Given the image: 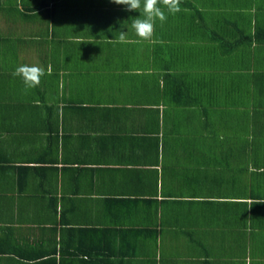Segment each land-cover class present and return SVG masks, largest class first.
I'll return each instance as SVG.
<instances>
[{
  "label": "crops",
  "instance_id": "crops-1",
  "mask_svg": "<svg viewBox=\"0 0 264 264\" xmlns=\"http://www.w3.org/2000/svg\"><path fill=\"white\" fill-rule=\"evenodd\" d=\"M14 1L0 0V264H264V184L233 158L244 112L242 134L264 144V99L210 123L200 105L209 75L213 97L226 77L232 96L264 89V0H181L152 41L111 0ZM15 8L32 43L9 37ZM218 27L222 74L202 64ZM24 64L45 70L35 89L12 75ZM184 90L198 106L179 105Z\"/></svg>",
  "mask_w": 264,
  "mask_h": 264
},
{
  "label": "trees",
  "instance_id": "trees-1",
  "mask_svg": "<svg viewBox=\"0 0 264 264\" xmlns=\"http://www.w3.org/2000/svg\"><path fill=\"white\" fill-rule=\"evenodd\" d=\"M105 4H110V1H106L104 0ZM57 9V8H56ZM119 11H123L125 10V6L119 5ZM53 12V11H52ZM133 13V17H137L139 16L138 12H132ZM169 17H174V15H168ZM225 28L224 27H218L217 29H213L209 34H208V41L210 43H216L220 45V48L215 50V54L214 56L217 58L219 57L221 59V57H224V59L219 63V66L221 68V74L225 73V72H231L229 70V68L231 67V63L228 66V62L231 59V49H227L228 45L230 44L229 42V34H230V30L224 31ZM245 34V33H244ZM262 37H264V28L260 27V29L258 31H256L255 36H254V40L256 42H259L260 39H262ZM259 44H264V43H259ZM222 46L225 45L226 49H222ZM204 65V67L209 71L212 69L213 64L210 63V66L208 65L209 63H202ZM171 65V64H169ZM249 66V64L245 67V69H247ZM251 67V66H250ZM221 76V75H220ZM223 76H221L222 79ZM227 78V77H226ZM226 78L225 80H222V89H223V94L221 95H217V96H208L206 99L205 98H200V105L202 107V111L207 112L208 118H209V123L210 120L212 119L211 114L209 111L213 112V116L221 113L218 116H224L225 114H222V111H217L214 109H219V108H227L229 106H244L247 105L248 103H252L255 105H263L262 100L264 99V89L262 85H257L261 90H257L255 89L253 92L250 93L249 98L247 99L246 96L242 95L243 94V90L241 88H236L235 90L239 91V95H234L232 96L231 93L228 92V90L225 88V83H226ZM216 80H219L216 77L213 78V82L216 83ZM176 80H173L172 82L174 83ZM205 81H202V83H205ZM221 84V81H219L217 83V85ZM193 92L191 90H184L181 92V94L179 95L178 98V102L179 105H183V106H193L195 104V106L197 104L196 101V97L192 94ZM220 106V107H219ZM244 117L239 116L238 117V122L241 123L239 124V147L238 150L236 151V154L234 153L233 158L236 157L237 160V165H239V170L241 171V173H244L242 175H247V173L249 174V170L252 169V166L255 168L257 176L260 183L264 184V158H259L258 157V153L260 152L261 149V145L264 146V144H262L260 142V140L256 139L255 137L252 138V140L250 141V143H248L246 135L242 134V133H247V130H249L248 126L246 125V119H245V124L243 123V120L246 116V113H243ZM222 122L223 125L225 126H229V124L235 126L238 125V123L233 122V121H229L228 119L222 117ZM226 128V127H225ZM236 129V128H235ZM234 129V130H235ZM232 154V152L230 153ZM228 161V160H227ZM54 162V161H52ZM55 163V162H54ZM227 163H230V161H228ZM231 164V163H230ZM241 243L243 242L242 238L240 237ZM245 249V248H243Z\"/></svg>",
  "mask_w": 264,
  "mask_h": 264
},
{
  "label": "clouds",
  "instance_id": "clouds-1",
  "mask_svg": "<svg viewBox=\"0 0 264 264\" xmlns=\"http://www.w3.org/2000/svg\"><path fill=\"white\" fill-rule=\"evenodd\" d=\"M111 2L125 6L128 12L139 13V16L131 18L130 29L140 41H152L156 22L163 23L169 14L175 15L182 11L181 0H111ZM115 39L121 43L126 42L127 32L119 31ZM12 75L21 78L25 91H27L40 85L45 70L36 64H24L17 66Z\"/></svg>",
  "mask_w": 264,
  "mask_h": 264
},
{
  "label": "rangeland",
  "instance_id": "rangeland-1",
  "mask_svg": "<svg viewBox=\"0 0 264 264\" xmlns=\"http://www.w3.org/2000/svg\"><path fill=\"white\" fill-rule=\"evenodd\" d=\"M48 1V2H47ZM53 0H44V2H46L47 4L49 3L50 4V2H52ZM57 1H59V2H61V3H63L64 5H67V4H69V3H75V4H77L78 6H81L82 5V3H86L87 2V0H57ZM15 1L14 0H11V4H13ZM50 7V6H49ZM19 8L21 9V6H19ZM19 8H15V10L14 11H12L11 12V34L12 33H15V34H13V35H9V37L11 38V39H13V42L14 43H32V42H29L30 40H28L27 42H25V41H23V38H22V36H26L27 37V35H26V33H23V31H25L26 30V28H27V26H28V24L25 22V19L23 18V17H21L20 16V9ZM225 7H222V9L221 10H219V8H218V12H221L223 9H224ZM19 9V10H18ZM61 17V16H60ZM62 18V17H61ZM38 20H40V18L38 17L37 18ZM58 21V19L56 20V22ZM20 24H26L25 26H22V25H20ZM70 26H72V25H70ZM70 26H61V30L63 31V30H65L66 28H69ZM73 26H76V27H79V25H73ZM80 26L82 27V25L80 24ZM83 27H84V29H87V26L86 25H83ZM28 28H29V26H28ZM12 30H14V32H12ZM23 33V34H22ZM128 33H129V31H128ZM134 35V36H136L135 34H133L132 33V30H131V32H130V35ZM12 36V37H11ZM11 39L7 42V43H11ZM27 39H28V37H27ZM29 39H31V37H30V35H29ZM205 41H206V39L202 36V35H197L196 36V38H195V40L194 41H192L191 43H202V46L204 47V49L207 47L209 50H211L212 48H214L215 47V45H213V44H209V43H205ZM114 43H121V42H119L118 40H114ZM143 43V42H142ZM209 44V45H208ZM2 46H5V45H2ZM211 53H215V51H212V52H208V54H207V58H205V60L204 61H208V65L210 66V62H211V59H216V57L214 56V55H210ZM211 71H212V73H218V74H221V68H220V66H219V63H213V67H212V69H211ZM214 77H216V75L214 74V75H212V76H210L209 75V77L207 78L208 79V90H209V96H211V92H212V90L215 88V83L213 82V78ZM220 107V106H219ZM234 109H236L235 107H232V106H229V107H227V108H225V107H223V108H219V109H214V110H217V111H222V114H225V115H228V114H230L231 113V111H233ZM210 112V114H211V117H214V116H216V115H214L213 116V112L212 111H209ZM223 131L225 132V133H227V130H226V128H225V126L223 125ZM209 153V152H208ZM209 157L210 158H213V156L212 155H210L209 154ZM238 167H239V165H237Z\"/></svg>",
  "mask_w": 264,
  "mask_h": 264
}]
</instances>
